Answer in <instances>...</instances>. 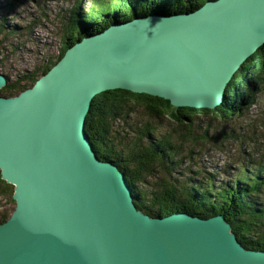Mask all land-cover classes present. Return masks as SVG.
I'll use <instances>...</instances> for the list:
<instances>
[{
    "label": "water",
    "instance_id": "1",
    "mask_svg": "<svg viewBox=\"0 0 264 264\" xmlns=\"http://www.w3.org/2000/svg\"><path fill=\"white\" fill-rule=\"evenodd\" d=\"M263 44L264 0L208 1L191 14L112 24L66 49L32 87L0 95V177L15 203L0 224V264H264L222 215L139 210L85 131L108 91L215 108Z\"/></svg>",
    "mask_w": 264,
    "mask_h": 264
},
{
    "label": "trees",
    "instance_id": "2",
    "mask_svg": "<svg viewBox=\"0 0 264 264\" xmlns=\"http://www.w3.org/2000/svg\"><path fill=\"white\" fill-rule=\"evenodd\" d=\"M85 1L76 0L75 7L70 5L65 14H59L62 29L58 36L61 50L57 60L80 39L99 33L113 23L158 14L161 10H168L163 14L176 11L190 13L207 0H92L91 5L83 10L81 6ZM5 5L12 6V1ZM162 6L170 7L166 9ZM5 15L0 14V32L7 33L4 22L8 16ZM19 30L17 26L11 28L8 36L14 37ZM53 63L55 61L51 60L45 66H38L30 73L18 76L13 82L6 76L8 84L0 89V95L13 97L32 87ZM263 91L264 44L235 73L225 91L224 102L214 110L175 108L168 101L157 97L122 90L108 91L93 100L85 119V131L95 147L97 158L116 164L124 173L139 210L150 217L159 218L179 212L203 219L222 215L244 248L264 251L263 157L257 162L250 160L236 179H231L229 175L227 179L219 178L208 171L207 174L172 171L173 165L177 164L175 159L185 152L184 145L191 149L193 145L209 140L219 139L218 143L221 144L230 139L243 141L246 135L249 137L245 142L254 140V128L259 126L261 130L264 124L262 121L257 124L250 122L245 116L250 115L256 98ZM134 109L145 112L147 120L139 124L131 120L126 124L125 119ZM200 115L210 117L206 126L198 125ZM163 117L173 127L171 133L161 136L151 119ZM234 119L243 120L238 131L227 128L217 131V124L227 125ZM210 130L215 131L213 135L209 134ZM261 134L259 131V137ZM258 143L263 142L259 140ZM253 148L260 152L258 144L257 147L253 145ZM11 194L13 187L0 177V197H8L12 203ZM10 214L5 212L0 215V224Z\"/></svg>",
    "mask_w": 264,
    "mask_h": 264
},
{
    "label": "rangeland",
    "instance_id": "3",
    "mask_svg": "<svg viewBox=\"0 0 264 264\" xmlns=\"http://www.w3.org/2000/svg\"><path fill=\"white\" fill-rule=\"evenodd\" d=\"M11 1L12 6L5 5ZM75 1L76 0H0V14H6L8 16L4 22L7 33L0 32V73L9 77L10 81L13 82L18 76L30 73L38 66H45L51 60L55 61L56 64V61H58V54L61 50L58 45V36L62 29V24L58 17L61 12L65 14L66 9L69 8L70 5L75 7V5H77ZM92 2V0H86L83 2L81 9H87ZM206 2H208V0L205 1L201 7H203ZM166 6L162 7L166 9L170 7L168 6L167 8ZM167 11L168 10H166V12L161 10L158 15H164L163 12L167 13ZM178 13L180 14L182 12H171L165 16L179 15ZM191 13L192 12L187 14ZM182 14L186 15V13ZM152 15L155 16L157 14ZM15 26L20 28V30L11 38L8 36V34L11 33L9 30ZM3 33H5V35H3ZM250 58L251 57L245 62ZM51 67L50 65L47 69L49 70ZM256 99V103L251 109L250 115H246L245 119L250 122H255L256 124L262 121V124H264V91ZM215 108L207 110L211 111ZM242 119L230 120L227 125L222 123L217 124V131L218 129L223 131L226 128L227 130L234 129L238 131L239 125H243ZM131 120L139 124L145 122L147 116L145 112L134 109L130 116L125 119V123L129 124ZM210 120L208 115H200L197 121L198 125L206 126ZM151 122L159 129L161 136L172 132L173 125L171 122L169 124L166 117L155 120L151 119ZM262 126L261 130L259 126L254 128L253 133L256 138L249 143L244 141L249 137V135H246L247 137L243 141L230 139L221 144L218 143L220 142L219 139L216 141L209 140L202 144L193 145L191 149H188L189 146L184 145L183 149L185 152L175 159L177 164L173 165L174 168L172 171L182 173H194L199 171V174H204L208 171L217 175L219 178L227 179V175H229L231 179H236L242 174V171L244 172L250 160L257 162L261 160V157L264 158V156L259 154L261 153L264 155V125ZM259 131L262 132L260 137ZM209 132L210 135H213L215 131L210 130ZM259 140L263 143H258ZM257 144L260 151L259 153L254 151L253 148V145L257 147ZM185 154H187L188 158H185ZM167 169L169 170V168H166V170ZM163 174H165V172H163ZM206 174L202 177H205ZM14 206L15 203L13 200L11 203L8 197H0V215L5 212H12Z\"/></svg>",
    "mask_w": 264,
    "mask_h": 264
},
{
    "label": "bare ground",
    "instance_id": "4",
    "mask_svg": "<svg viewBox=\"0 0 264 264\" xmlns=\"http://www.w3.org/2000/svg\"><path fill=\"white\" fill-rule=\"evenodd\" d=\"M208 1H213L214 3L217 1V0H208ZM182 13H185V12H182ZM182 13H180V14H182ZM179 14V13H178ZM166 14H164V16H165ZM166 17V16H165ZM120 23H122V22H120ZM113 24H118V23H113ZM123 24V23H122ZM107 29V28H106ZM95 35V34H94ZM87 36H90V35H87ZM87 36H85V37H87ZM65 52V51H64ZM252 56V55H251ZM60 59V58H59ZM58 59V60H59ZM56 63H57V61H56ZM55 65V64H54ZM54 65H52V67L54 66ZM1 74V73H0ZM2 75V74H1ZM7 84V83H6ZM98 96V95H97ZM1 97H6V96H2L1 95ZM89 114V112H87L86 113V116ZM88 137V136H87ZM89 139V138H88ZM89 141H90V139H89ZM90 143L93 145V143L90 141ZM93 147H94V145H93ZM95 148V147H94ZM96 154V153H95ZM108 162H110V161H108ZM111 164L114 166V167H117L118 169H119V167L116 165V164H114V163H112L111 162ZM120 170V169H119ZM121 171V170H120ZM123 173V172H122ZM124 174V173H123ZM126 179V178H125ZM125 184L126 185H128L127 184V181L125 182ZM12 186V185H11ZM129 186V185H128ZM13 187V186H12ZM131 189V188H130ZM131 191H132V189H131ZM130 196H131V201L134 203V201L136 200L135 199V197H134V195H133V193L131 192V194H130ZM135 204V203H134ZM189 214V213H188ZM230 227H231V225H230ZM232 230V229H231ZM240 243V242H239ZM241 244V243H240ZM242 245V244H241Z\"/></svg>",
    "mask_w": 264,
    "mask_h": 264
},
{
    "label": "clouds",
    "instance_id": "5",
    "mask_svg": "<svg viewBox=\"0 0 264 264\" xmlns=\"http://www.w3.org/2000/svg\"><path fill=\"white\" fill-rule=\"evenodd\" d=\"M5 76V75H4ZM6 77V76H5ZM224 95H225V93H224Z\"/></svg>",
    "mask_w": 264,
    "mask_h": 264
}]
</instances>
